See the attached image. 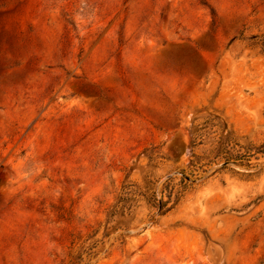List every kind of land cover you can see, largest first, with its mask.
<instances>
[{"label": "rangeland", "instance_id": "374dc122", "mask_svg": "<svg viewBox=\"0 0 264 264\" xmlns=\"http://www.w3.org/2000/svg\"><path fill=\"white\" fill-rule=\"evenodd\" d=\"M0 264H264V0H0Z\"/></svg>", "mask_w": 264, "mask_h": 264}, {"label": "water", "instance_id": "95a60500", "mask_svg": "<svg viewBox=\"0 0 264 264\" xmlns=\"http://www.w3.org/2000/svg\"><path fill=\"white\" fill-rule=\"evenodd\" d=\"M229 163H232V162H230V161H225V162H223L222 164H220L219 166H223V165H226V164H229ZM177 173H179V172H174V173L168 174L167 176H165V177L163 178V181L168 180V179L171 178L174 174H177ZM160 211H161V206L159 207V211H158V213H159Z\"/></svg>", "mask_w": 264, "mask_h": 264}]
</instances>
